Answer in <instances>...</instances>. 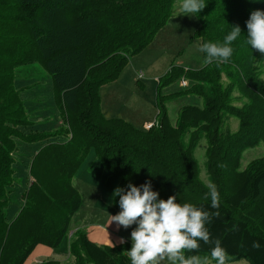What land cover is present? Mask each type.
I'll list each match as a JSON object with an SVG mask.
<instances>
[{
  "label": "trees",
  "instance_id": "obj_1",
  "mask_svg": "<svg viewBox=\"0 0 264 264\" xmlns=\"http://www.w3.org/2000/svg\"><path fill=\"white\" fill-rule=\"evenodd\" d=\"M196 14L194 37L222 44L233 25L242 33L232 42L228 63L213 61L199 69L172 65L159 78L157 115L151 126L136 127L102 111L100 89L119 78L131 55L146 48L174 14L176 0H0V264H24L39 244L61 249L68 261L38 264H131V243L102 245L88 232L72 231L83 194L74 177L92 150L119 177V187L151 181L159 198L176 196L210 212L208 185L220 194L219 216L208 227L230 260L264 264V157L239 170L243 153L264 145V56L247 44L246 21L264 0H204ZM205 61V53H203ZM40 62L51 74L63 126L34 129V121L16 88L21 66ZM188 79L183 95L203 104H185L174 122L160 89ZM178 93V92H177ZM237 117L238 130L223 126ZM60 137L65 139L61 140ZM207 138L209 183L200 176L195 151ZM42 145L28 160L26 187L10 218L18 187L17 153L22 143ZM32 157V159H31ZM119 197L114 196L117 213ZM259 247H253V242ZM213 245L193 253L210 258Z\"/></svg>",
  "mask_w": 264,
  "mask_h": 264
},
{
  "label": "rangeland",
  "instance_id": "obj_2",
  "mask_svg": "<svg viewBox=\"0 0 264 264\" xmlns=\"http://www.w3.org/2000/svg\"><path fill=\"white\" fill-rule=\"evenodd\" d=\"M181 2L182 0H176L173 16L165 27L161 28L163 29L161 33L160 29L151 41L155 43L149 44L140 53L131 55L128 64L119 78L115 80V83L114 81L108 83L105 91H100L103 108L107 104L112 107L115 104V110L110 114L113 117L125 119L123 113L130 111L133 112L135 117V120L132 121L139 124L131 123L136 127L144 126L146 128L148 125L146 119L153 121L157 115L156 96L159 89V78L163 77L172 65L182 66L185 69H199L205 65L203 53L197 50L202 44L201 39L194 37L199 21L196 15L179 14ZM139 73H143L142 78L138 77ZM184 79L178 78L160 89L163 94L175 93L172 97L167 98V108L172 122L177 118L183 105L198 104L202 106L203 104L201 98L181 93L186 88L182 83ZM15 84L25 101L31 119L34 121L32 126L34 129L54 132L63 126L60 105L53 90L52 76L40 62L19 67L16 72ZM109 86H115V92L118 96L116 101L113 99V103L104 95L106 90L110 93L111 88ZM238 127L239 120L233 116L226 120L222 129L225 131L229 128L236 131ZM60 139L65 138L60 137ZM41 145V142L22 143L20 145L16 164V175L20 180L10 204L9 216L11 219L14 218V210L19 208L20 197L26 187L29 173L28 160L33 152L37 150V147L39 148ZM207 149L208 141L206 137H203L195 151V155L199 163L201 179L205 183H209V172L206 166ZM259 157H264L263 144L247 149L243 153L239 170L244 169L250 161ZM119 180L115 173L108 171L100 163L95 151L92 150L77 171L73 182L75 187L83 194L84 204L87 198L84 196V189L86 191L94 189L96 186L101 187L106 197L113 200L114 189L118 187ZM82 214L86 219L94 217L89 210L83 211ZM210 264H215V261H210ZM228 264L250 263L247 259L242 258L229 261Z\"/></svg>",
  "mask_w": 264,
  "mask_h": 264
},
{
  "label": "clouds",
  "instance_id": "obj_3",
  "mask_svg": "<svg viewBox=\"0 0 264 264\" xmlns=\"http://www.w3.org/2000/svg\"><path fill=\"white\" fill-rule=\"evenodd\" d=\"M205 6L204 0H182L179 14L196 15ZM246 28L247 44L264 56V10H253ZM241 33V27L233 25L222 44L206 42L197 50L205 53V63H228L234 51L232 42ZM207 187L205 200L210 198V208L216 209L215 212L190 203H178L175 195L161 199L158 191L153 190L151 181L139 186L130 182L126 187L114 189V196L119 197L120 211L111 215V223H115L117 230L135 225L130 233L131 247L126 252L131 264H210V261L228 264L230 255L227 249L222 247L219 239H212L206 227L219 216L220 207L217 186L213 183ZM124 242L125 238L121 237L120 243ZM201 242L213 245L210 258L186 255L198 251ZM259 246L258 242H253V247Z\"/></svg>",
  "mask_w": 264,
  "mask_h": 264
},
{
  "label": "crops",
  "instance_id": "obj_4",
  "mask_svg": "<svg viewBox=\"0 0 264 264\" xmlns=\"http://www.w3.org/2000/svg\"><path fill=\"white\" fill-rule=\"evenodd\" d=\"M162 30L163 29L160 30V33ZM106 87H108V84L103 85L100 91H105ZM114 87L115 86H109V88H111L110 93L108 92V90H106V92L104 93V95L108 97L107 99L112 103L114 100L116 101L118 99ZM113 106L114 107H112L110 104H107L103 108L101 103L102 111L107 117H113V115H110L115 110V104H113ZM123 117L130 122H133L132 120H135L133 112L130 111H125V113H123ZM152 122L153 121L146 119V124ZM133 123L139 124L136 122ZM84 196L87 197L85 199V203L82 205V208L76 213L72 221L73 231L79 228H83L88 232L89 238L93 242L102 245L113 246V244L121 245L124 243H131L130 233L132 228L135 227V225L128 229L120 228L119 230H117L115 223H111V215H115L117 213L114 206V197L113 200H111V198L106 197L104 190H101V187L99 186H96V188L94 189H88L86 191L84 189ZM85 210H89L90 212H92L94 217L86 219L82 214ZM17 211L18 209L14 210V216L17 214ZM121 237L125 238L124 243H120ZM61 247L62 248L58 250L44 244H39L35 247L31 256L26 260L24 264H38L48 259L68 261V246L67 244H63Z\"/></svg>",
  "mask_w": 264,
  "mask_h": 264
},
{
  "label": "built area",
  "instance_id": "obj_5",
  "mask_svg": "<svg viewBox=\"0 0 264 264\" xmlns=\"http://www.w3.org/2000/svg\"><path fill=\"white\" fill-rule=\"evenodd\" d=\"M142 76H143V74H142V73H140V74H139V77L141 78ZM184 83L186 84V82H184Z\"/></svg>",
  "mask_w": 264,
  "mask_h": 264
}]
</instances>
